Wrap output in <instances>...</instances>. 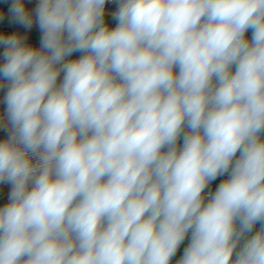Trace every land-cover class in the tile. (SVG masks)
I'll use <instances>...</instances> for the list:
<instances>
[{"label":"clouds","instance_id":"9594fccd","mask_svg":"<svg viewBox=\"0 0 264 264\" xmlns=\"http://www.w3.org/2000/svg\"><path fill=\"white\" fill-rule=\"evenodd\" d=\"M30 2L0 5V264H264V0Z\"/></svg>","mask_w":264,"mask_h":264},{"label":"crops","instance_id":"0c3cea01","mask_svg":"<svg viewBox=\"0 0 264 264\" xmlns=\"http://www.w3.org/2000/svg\"><path fill=\"white\" fill-rule=\"evenodd\" d=\"M0 2H3V0H0ZM38 2L36 0H31L29 7H34L35 3ZM108 22V21H107ZM115 21H111L108 23H113ZM7 23V22H5ZM15 30H19L21 32H25L27 30L23 29L22 26L20 25H16L14 26ZM247 35L250 37L251 36V32L249 31V33H247ZM30 39L33 43H36L38 45V41H39V32L37 29H35V27L31 30L30 33ZM0 51H2V49H0ZM0 63H2V60H0ZM6 89H0V113H3L4 111V104H3V96L5 94ZM1 130V129H0ZM6 135H4L3 133H0V138H5ZM221 181V177H219L216 181H214L211 185L210 188L214 191L215 187L219 184V182ZM3 188H6L7 186H2ZM207 191V190H206ZM7 196H6V191H0V205H2L3 203L6 202ZM260 227V225L258 224L256 226V230H258V228ZM188 242H185L180 246L177 254L175 257H173L171 264H176V261L180 258V256L183 253L184 248L187 246Z\"/></svg>","mask_w":264,"mask_h":264},{"label":"built area","instance_id":"2783aa9c","mask_svg":"<svg viewBox=\"0 0 264 264\" xmlns=\"http://www.w3.org/2000/svg\"><path fill=\"white\" fill-rule=\"evenodd\" d=\"M113 8V5L112 4H109V5H106V9H112ZM115 23L116 22H113V23H109L112 27L115 26ZM75 56H79V53H76L74 54ZM0 133H3L4 135H7V133L4 131V130H0ZM1 139V138H0ZM225 179V177H221V180ZM185 242H188V239L186 238L185 239Z\"/></svg>","mask_w":264,"mask_h":264},{"label":"trees","instance_id":"16d2710c","mask_svg":"<svg viewBox=\"0 0 264 264\" xmlns=\"http://www.w3.org/2000/svg\"><path fill=\"white\" fill-rule=\"evenodd\" d=\"M0 5H3V7H5V8H7V4H4L3 2H0ZM111 21H113L112 19H111V17L109 16L108 17V22H111Z\"/></svg>","mask_w":264,"mask_h":264},{"label":"water","instance_id":"95a60500","mask_svg":"<svg viewBox=\"0 0 264 264\" xmlns=\"http://www.w3.org/2000/svg\"><path fill=\"white\" fill-rule=\"evenodd\" d=\"M36 1H38V0H36ZM108 10L110 11V10H112V9H108ZM13 27H14V26H13Z\"/></svg>","mask_w":264,"mask_h":264}]
</instances>
